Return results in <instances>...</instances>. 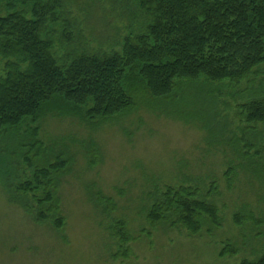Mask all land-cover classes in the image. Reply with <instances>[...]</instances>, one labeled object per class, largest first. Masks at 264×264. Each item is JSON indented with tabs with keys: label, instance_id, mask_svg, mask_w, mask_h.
Instances as JSON below:
<instances>
[{
	"label": "trees",
	"instance_id": "obj_1",
	"mask_svg": "<svg viewBox=\"0 0 264 264\" xmlns=\"http://www.w3.org/2000/svg\"><path fill=\"white\" fill-rule=\"evenodd\" d=\"M111 1L117 18H125V32L112 40L117 49L104 50L91 45L77 17L87 11L84 5L102 9L107 0H0V183L7 200L62 231L58 180L75 155L64 142L46 146L40 140L41 120L72 117L93 128L141 107L198 125L210 144L240 153L243 168L264 183V147L257 144L264 140L257 129L264 124V0ZM222 105L238 108L240 125L233 128L220 114ZM82 148L89 166L96 164L101 155L94 139ZM21 161L34 168L23 180L16 177ZM232 171H225L228 183ZM192 182L154 184L141 207L147 223L190 235L204 226L219 228L220 210L208 199L217 193L215 184L201 193V181ZM89 196L115 246L110 257L127 258L134 239L128 221L112 214L117 206L111 196L93 187ZM245 211L234 213L235 225L255 222L252 210ZM238 252L225 242L220 254ZM241 264H264V251Z\"/></svg>",
	"mask_w": 264,
	"mask_h": 264
},
{
	"label": "rangeland",
	"instance_id": "obj_2",
	"mask_svg": "<svg viewBox=\"0 0 264 264\" xmlns=\"http://www.w3.org/2000/svg\"><path fill=\"white\" fill-rule=\"evenodd\" d=\"M107 2L106 7L95 10L84 5L86 18L84 12L77 18L82 20L81 32L91 33V45L113 50L117 49L112 43L114 36L118 42L125 32V18H117L114 2ZM219 110L232 121L233 128L240 125L239 116H234L238 108L225 110L222 105ZM39 126V138L46 146L64 142L75 155L74 164L58 180L65 226L59 231L50 223L36 222L7 200L0 183V264H241L264 251V183L243 168L246 161L240 153L228 145L210 144L206 130L198 125L141 107L93 128L76 118L56 116L45 117ZM257 129L264 132V124ZM90 137L101 156L89 166L90 155L82 146ZM257 144L264 147V140ZM243 146L241 141V150ZM228 168L234 170L230 183L225 178ZM32 170L30 163L21 161L16 177H30ZM196 179L201 181V193H207L213 184L217 188V193L207 198L220 210L223 221L219 228L210 231L204 226L198 234L190 235L184 228H153L147 223L141 207L154 184L179 187L192 185ZM92 187L94 192L99 189L111 196L117 206L112 214L129 223L134 239L127 258L109 255L115 246L104 216L90 201ZM242 208L252 210L257 224L252 219L241 226L234 224V213ZM225 242L235 244L239 252L221 256Z\"/></svg>",
	"mask_w": 264,
	"mask_h": 264
}]
</instances>
